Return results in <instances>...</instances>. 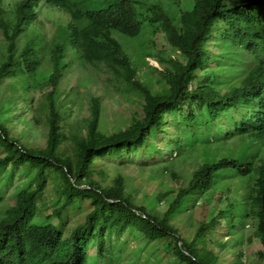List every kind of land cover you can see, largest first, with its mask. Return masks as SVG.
Segmentation results:
<instances>
[{
    "label": "trees",
    "instance_id": "1",
    "mask_svg": "<svg viewBox=\"0 0 264 264\" xmlns=\"http://www.w3.org/2000/svg\"><path fill=\"white\" fill-rule=\"evenodd\" d=\"M103 2V7L88 9L81 0H21L6 16L0 5L4 34L0 88L12 78L22 83L26 99L31 88L52 86L41 102L48 110L44 147L28 145L8 125L11 117L7 113L14 110L16 97L1 103L5 107L0 117V148L4 150L0 177L12 167L21 169L28 181L17 190L15 203L0 209V264H86L93 242L99 240L97 252L106 257V235L113 232L111 236L119 237L128 230L135 233L131 237L138 236L153 248L157 245L148 242L164 240L171 264L176 263L174 259L182 264H223L222 245L215 250L206 241L209 229L230 212L257 221L264 264V0H192L191 6L187 3L179 10L173 5L172 12L164 3L147 5L145 0ZM41 3L67 11L70 20L59 26L49 42L41 33L39 40L31 37L20 46L18 39L38 18ZM145 6L150 14L143 18L140 7ZM145 19L164 33L168 48L177 54L158 58L164 68L158 70L160 88L156 90L141 80L135 62L146 53L153 56L154 51L133 61L127 41L120 38L144 35ZM211 44L218 51H212ZM144 45L141 49L148 47ZM178 55L186 60L180 62ZM75 63L105 64L120 86L143 97L144 103L143 114L135 113L130 125L109 131L102 124V98L93 96L85 131L70 133L74 152L68 154L61 149L68 138L62 128L65 116L58 88L63 72ZM43 65L49 67L41 71ZM185 110L186 118L170 120ZM161 134L171 137L175 149L170 155L180 153L184 144L189 150L235 137L243 140L244 147L220 158L202 155L192 179L164 212L136 204L121 174L107 185L93 178L96 161L94 167L105 158L132 157L141 150L152 153L150 147L159 151L154 140ZM232 180L239 184L225 210L205 207L206 221L196 236H183L174 217L222 183L223 191H231L228 183ZM50 182L59 207L49 215L51 221H38V203ZM216 198L222 199V192ZM84 202L91 205L85 222L66 236L61 220L68 208ZM53 218H59V224ZM234 254L232 263L244 264L242 251Z\"/></svg>",
    "mask_w": 264,
    "mask_h": 264
},
{
    "label": "rangeland",
    "instance_id": "2",
    "mask_svg": "<svg viewBox=\"0 0 264 264\" xmlns=\"http://www.w3.org/2000/svg\"><path fill=\"white\" fill-rule=\"evenodd\" d=\"M21 0H2L0 5L6 14L17 9V4ZM83 7L95 9L103 7V0H81ZM147 5L150 3H164L166 7L175 5V9L180 7L191 6L192 0H145ZM174 2V4H173ZM38 18L29 25V29L22 33L18 39L20 46L26 44L31 37L36 40L40 39L41 33L45 35V42H49L57 32L59 26L65 25L70 20V14L56 6L41 3L38 6ZM142 17L145 18L150 12L146 6L140 7ZM146 33L137 38L126 37L121 35L120 38L127 41L126 50L132 56L133 61L140 58L145 52L154 51L153 56H146L142 60L135 61L140 67L138 72L141 80L151 84L154 90L160 88L158 79L161 77L158 70H162L164 65L158 61V58H168L177 54L168 48L167 40L164 33L152 26L148 19H145ZM157 29V31H154ZM147 48H143L145 45ZM151 47V49H148ZM212 51H218L217 47L210 46ZM4 52V34L0 30V60ZM180 62L186 60L183 56L178 55ZM168 64V63H167ZM213 65V63H212ZM48 65H43L41 71L47 69ZM114 78V80H113ZM14 79H6L0 88V117L4 109L1 105L5 98L14 95V110L9 112L10 122L8 125L14 134L23 138V141L30 146L44 147L48 137V126L46 124L47 109L41 107L43 94L49 91L52 86L46 85L41 88H31L26 99L22 83ZM93 96H100L103 104L102 124L103 128L109 131L119 128H125L131 123L134 114H143L144 99L132 91L123 89L117 82L113 72L109 71L105 64L99 66L82 65L75 63L63 72L61 84L58 88V100L61 102L64 111V121L62 128L66 134L67 140H64L61 149L68 154H73V141L69 138L72 131L81 129L85 131V119L90 116V105ZM13 114V116H12ZM187 117V110L171 117L170 120L177 119V122ZM39 118V121H38ZM6 119V118H5ZM171 131H176L171 128ZM170 136L159 135L155 139L159 151L153 150L149 153L141 150L135 156L124 155L119 158L102 159L96 167L93 178L100 181L103 185L111 184L115 175L121 174L126 181V189L134 197L136 204H144L148 207L155 208L161 212L168 209L171 201L183 186H187L192 179V173L195 168L202 162V155L206 158H220L225 154H237L244 147V142L240 137H235L222 143H212L208 146H195L193 149H187V145L182 146L181 152H171L175 149L170 142ZM202 143V142H200ZM232 150V151H230ZM0 154L4 150L0 148ZM169 155L170 158H164ZM106 172V177L105 173ZM177 173L179 177H175ZM237 179V178H236ZM238 180V179H237ZM237 180L228 183L232 190H225V183H222L216 189L204 193L199 197L195 205L177 214L173 223L179 227L183 236L193 238L202 223L206 220L204 208L207 210L211 206L216 207V212L229 203V197L236 196ZM28 181V177L21 169L9 167L6 175L0 177V209L8 205H13L16 200V192L23 187ZM222 192V199L218 200L216 194ZM239 192V189H238ZM168 194V195H167ZM161 197V199H159ZM57 194L55 186L50 182L43 192L38 203L39 216L38 221H51V215L55 208L59 207L57 203ZM91 210L90 202L76 204L68 208L61 223L68 236L73 227L83 223L86 220V214ZM59 218H53L52 222L59 224ZM257 221L252 217L235 216L233 213H225L219 218L218 223L209 229L206 244L214 246L218 250L219 244L224 249L222 257L223 264H233L235 259L234 252L242 251L244 264H263L259 251L263 249L259 241L257 231ZM113 233V232H112ZM109 233L104 239L106 257L98 254L97 248L99 240L93 242L88 248V260L86 264H171V254H168L164 248V240L148 242L146 244L140 237H131L135 234L133 231H126L123 235L117 237ZM207 235V234H206ZM160 242V243H159ZM220 248V247H219ZM175 264H182L176 261Z\"/></svg>",
    "mask_w": 264,
    "mask_h": 264
}]
</instances>
